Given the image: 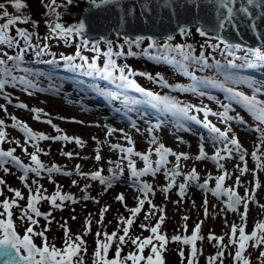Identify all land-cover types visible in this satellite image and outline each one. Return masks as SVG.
<instances>
[{
    "label": "snow or ice",
    "instance_id": "obj_1",
    "mask_svg": "<svg viewBox=\"0 0 264 264\" xmlns=\"http://www.w3.org/2000/svg\"><path fill=\"white\" fill-rule=\"evenodd\" d=\"M17 12L27 7L23 0H7ZM74 0H65V3H58V0H47L44 3L46 9L45 16H54V20L46 19L45 23L49 29L48 35L45 39L57 38L64 41V43H70L74 37H83L85 34L86 24L84 20H80L77 23L66 26L65 23L59 22L61 19V13L57 9L71 5ZM89 2L99 7L100 5H111L119 4L120 0H89ZM190 4H198V0H187ZM206 3L212 5L215 13V28L218 29L215 37H210L209 33L204 28H197V33L200 37H208L209 40L215 39V43H210L208 46L214 50H218L221 56H224L225 62L222 64L220 60H214L213 64L208 63V57L205 56L204 52H201L199 56L193 55L192 45L191 44H176L173 45L171 41L173 36L168 35L163 44H160L156 38L153 36H144L136 35L134 37L129 35L123 36V44L119 45L120 51H113V41L105 40L103 37L100 40H96L92 43V49L97 54V58H100L102 55L104 58L103 66L98 67L96 59H93L91 62L88 61V57L81 55V49L89 45L88 39H81L80 45L77 46V50L74 55H63L60 57L63 60L64 68L73 71L81 72L83 75L89 77H98L103 80L111 81L117 86L118 89H135L137 92L142 93V98L135 99L124 96L123 103L127 111H137L140 118H143L139 114L138 109L135 107L137 105H144L151 107L152 109L157 110L163 114H171L176 118V125L178 128H183L185 131L188 129L184 128L182 121H192L197 125H202L204 129L208 130V138L213 143L222 144L223 147H217L213 155H209L205 150V138L200 137L198 154L195 156L196 161L211 160L216 162V166L224 170L225 165L221 163L226 159L232 158L234 153L239 154V161L245 162L246 152L242 148L240 141L235 136H230L231 129L221 130L209 120V112L211 111L207 107L195 108L196 112H203V119H198L196 115L190 114L194 105L192 104H183L181 101L170 95H159L154 94L151 91H146L144 88L139 87L135 80L131 77L135 75H148L149 79L153 77L147 72H137L136 70L129 68L127 65H119L117 63L116 57H122L125 55L122 50L125 45L128 47L127 56L135 57L138 55L137 52L133 51V47L140 49L141 45L145 40L149 41L146 48L141 49L139 53L142 56L147 57L149 60L155 61H165L171 64H178L179 67L184 71V74L191 76L195 84L189 89H182L183 91H191L194 94L204 96L205 92L200 91L198 86L219 88L223 90L227 96L226 99L229 103L223 104L224 111L219 113H213L223 118L225 122L231 121L233 119L240 120L243 123V118L239 115L230 116L228 114L229 110L232 107V102L242 105L246 108L252 115L255 117L256 121L260 122V126L256 128V131L260 132L259 143L256 144V150L250 153L251 158L255 161V169L252 170L253 176H255L256 170L264 171V156L260 153L264 152V100H258L255 95L249 96L245 95L243 92L234 90L233 87H226L228 81L233 83H238V80H235L234 77L229 73V69L235 68H253L256 67L254 60H259L264 62V31H260V25L264 23V0H206ZM0 19H3L5 22L0 23V45H6L8 49H17L15 54L9 55L7 52L0 53V96H2L7 103H12V97L10 93L5 92L6 87L11 86L15 88L17 85L22 86L23 90L29 92L38 88V84L28 77L30 75H44V73H33L32 70L28 67H22L25 56L29 52L34 55V59L37 63H43L47 65H58V61L53 57L52 59L44 60L42 57L46 55H52L49 49V45L44 43L40 44L37 39L34 41L36 33L30 31L25 27H14L18 23H32L34 27L38 25L37 21H32L29 16L26 15H14L10 14L6 9V5L3 2H0ZM241 26L247 28L255 38L260 40V46L244 48L241 43H229L227 39L219 34L220 31L227 30L229 28L236 30V33L240 34ZM14 28L15 35H11L10 31ZM179 33L181 35H188L187 26H182L179 28ZM101 40L107 44V51L103 53L100 52V43ZM207 43V41H206ZM22 45V46H21ZM223 45V47H221ZM244 48L245 55L238 56L237 50ZM150 50H156L154 54ZM177 52L181 57V61H177L175 57L170 56L169 53ZM79 58L80 63L75 61ZM237 60L242 61V63H237ZM190 64H196L201 69L215 67L217 71L224 76V81H218L215 79H199L192 72L188 71V66ZM17 71L23 72L24 75H16ZM118 73V75H117ZM160 84L162 86H168L163 78H160ZM54 85L49 84V89H53ZM58 90V89H57ZM98 94L107 96L109 98L119 99L120 96L118 93L105 92L102 89H95ZM39 91H45V89L40 88ZM259 91V89H257ZM211 99L215 100L216 97L212 96ZM18 108H27L28 105L24 103H19L16 105ZM0 109L7 110L5 104H0ZM120 111V109H116ZM33 113H36V120H40V113L43 112V109L33 108ZM125 113V114H126ZM12 127L20 129L25 137L26 142L33 141H65L72 142L74 141L77 145L83 147L84 141L78 136H69L63 134L62 129H60L56 124L53 123L52 119H47L44 122L48 125H51L56 131V135H48L44 132L34 131L27 123L18 120L15 116L11 117ZM78 123H83L82 121H76ZM131 128L135 129L137 132L140 129L137 126L135 120L129 118ZM164 121L158 120L157 123L152 124L149 122V127L147 128L148 133H152L154 129L161 127V124ZM5 126V120L0 119V144H3L6 141L7 133L3 130ZM107 134L111 136L113 133L118 131L116 128L111 125H105ZM123 133L124 139L127 141L129 146L124 147L120 143L110 144L111 149H118L124 155L121 157V160L127 161V169L130 172L132 183L137 186V190L142 195L136 198V206L128 208L130 215L125 218L123 216L119 217V220L124 225L122 228V235H118L117 231H113L111 234L103 233V240L96 239V247L93 252V264H166L164 258V251L168 243V238L161 233V226L164 224L166 216L164 215V207L155 206L151 199H148L150 194L153 193V185L141 181V177H144L148 174L153 176L156 173L164 170V174L168 179V183L164 186L161 191L165 194L169 193L174 187L178 188V196L182 200L188 190L189 185L199 179L198 173L195 168H192L187 175L183 177V181L177 183L176 178L181 175L180 172V162L181 160H188L189 156L186 153L180 152L177 153L172 150L170 147H166L164 143H161L157 140L156 136H151L149 143L153 146L155 156L158 157L153 161L151 159L152 149H148L147 152L136 151L133 144V138L124 129H119ZM95 139V138H94ZM17 144L20 141H16ZM99 144L100 141H97ZM183 143V141H181ZM35 151L28 153L30 156L31 163H23L21 159L14 155L16 149L10 148L4 150L0 148V169H3L4 173H9L10 169L6 165L13 164L16 165L22 172L19 175V180L24 182L23 187L27 189L29 195L26 200V207L21 208V212L17 219L21 222H27L25 231L21 236L17 231V225L14 223V209L21 207L18 203L20 200H24L25 197L22 194L20 189H15L8 187V191L12 192L14 195L11 199L4 198L0 202V264H85L84 257L82 255L87 249L85 247V240L83 236H86L91 231V220L85 222V231L83 235L72 236L69 228L66 224H62L61 228L64 232L63 246L57 247L54 244L49 243L46 236L47 229L43 231L34 230V225L38 223L37 219L34 217H44L46 220L51 216V212H41L37 205L41 201L49 202L54 208L60 209L63 206V202L72 201L75 203L74 197L69 193H62L60 186L57 184L55 191L50 195H43L45 189L37 179L31 180V185H36L33 189L29 185V174H34L35 177H41L42 173H47L49 180L52 179L53 173H60L62 171L61 167L56 164L47 166L41 162L39 153L44 151L39 147L38 143H33ZM24 151L27 153V147L24 148ZM222 153H227V155H222ZM47 154V153H45ZM62 155L66 157H73V152H62ZM175 157V164L171 168H166L168 164L169 156ZM133 157H139L143 161V167H137V161ZM102 156L100 155L99 148L96 149L95 160L100 161ZM113 163L115 168H109L108 171L112 173L111 176L102 175L100 170L93 171L91 173L80 172V165L76 166V171L80 172L83 176H90L93 181L98 180L101 185L105 186V191L111 189L113 186V181L119 178V174L124 171L121 167L120 161H109ZM237 169L240 176L235 177V185H240L241 176L249 172L250 169L247 166V163H244L243 167L237 166ZM64 176H71L72 173L69 171L63 172ZM228 173L222 171V174L216 175L214 177L215 187L209 189L208 183L209 179H213L211 175L207 179H204L203 183L198 184L200 189L210 191L213 196L221 197L224 196L227 199L223 202L225 204L226 211L236 212L237 207L243 204V212L241 215V224H232L231 225V236L229 237V244L236 245L234 256L232 257L236 264H250V260L245 256V251L249 247V242L251 246L256 248H261L264 246V220L256 222L254 224L253 230L250 234L246 233L243 222L247 219L249 215V203L248 200H256V189L261 187L259 181H256L255 187L251 190L245 189V195L242 197L235 190L234 187H225L224 181ZM55 183V182H54ZM73 185L77 184L76 180H72ZM6 185V181L0 178V186ZM86 187H89L86 185ZM3 195V190L0 189V196ZM103 195V192L101 193ZM85 201L93 199L89 195L85 194L82 197ZM115 200L123 203L125 201V194H117ZM57 201H60L58 203ZM179 201H177L178 203ZM145 203L152 205V209L149 210V213L144 216L145 220H148L153 214V210L161 213L154 226H149L144 223H141L139 227L141 229L149 228L151 235L147 237L136 236L134 238L129 237V232L131 226L134 224L136 217L142 212V209L145 206ZM264 208V205H261ZM108 211L107 207H104L100 210V218L103 220L104 214ZM204 212L207 215V200L204 201ZM76 217H72L75 219ZM183 219L187 220L188 217ZM202 221L196 223L193 228L191 235H173L171 237L172 241L180 242L183 245L190 246V253L185 257V252L183 249L179 250V256L183 260H187V264H196L197 257L200 250L196 246L198 240H202V237L199 233L202 226ZM187 228V225H185ZM237 232L239 233L237 237ZM96 237H100L102 233L97 232ZM34 237L42 238V244L38 246L34 242ZM210 241H216L218 251L207 258V264H216L217 261L220 264H223L222 257L225 255L224 248L225 245L222 244L224 240L223 236H214L209 234L207 237ZM130 239L132 245L135 246V251H130L126 255H122V249L126 240ZM114 245V255L109 258L110 248ZM150 249V252L147 256L144 255L145 249ZM261 264H264V250L260 251Z\"/></svg>",
    "mask_w": 264,
    "mask_h": 264
},
{
    "label": "rangeland",
    "instance_id": "obj_2",
    "mask_svg": "<svg viewBox=\"0 0 264 264\" xmlns=\"http://www.w3.org/2000/svg\"><path fill=\"white\" fill-rule=\"evenodd\" d=\"M47 0H26L24 2L28 5V9L33 14L35 19L41 21L43 19L42 13L44 9V3ZM51 20V19H50ZM42 26H45L43 21ZM46 27V26H45ZM29 92L21 91L20 89L13 88L12 91L7 92L11 94L12 103L9 104L7 101L0 96V104H5L6 111L0 109V119L5 120V126L3 130L7 133L6 141L3 144L4 150L10 148H15V155L18 156L23 163H31L30 156L28 153L35 151L33 143H38L39 147L44 151L40 152L38 155L41 162L47 166L56 164L61 167L62 171L60 173H53L52 179L49 180L47 173H42L41 177L37 178L34 174H29V185L36 187V185H31V180L37 179L39 185L43 187V195H50L55 191L56 185L60 186L62 193L71 194L75 203L72 201L63 202V206L60 209L54 208L49 202L43 201L38 204V208L41 212H51V216L48 220L44 217H34L37 219L38 223L34 225V230L43 231L47 229L46 236L51 244L57 247L63 246L64 232L61 228L62 224H66L69 228L72 236L83 235L85 231V222L91 220V231L88 235L83 236L85 240L86 251L82 253L84 257L85 264H93V252L96 247L95 240H103V233L110 234L112 230L116 228L122 230L123 224L119 220V217L123 216L127 218L130 213L128 208L136 206V198L142 194L138 192L137 186L132 183V178L130 172L127 169V161L121 160L124 155L118 149L114 150L110 148V144L120 143L122 146L127 147V141L124 139L123 133L119 129H124L133 138V144L136 151L147 152L148 149H152L151 159L155 161L158 157L155 156L154 148L155 146L149 143L151 136H156L157 140L164 143L166 147L172 148L173 151L180 153H186L189 156L188 160H181L180 162V172L181 175L176 178L177 183L183 181V177L187 173L195 168L199 179L192 182L187 190L185 197L181 200L178 196V188L174 187L165 194L161 189L167 185L168 179L164 174L162 169L160 172L156 173L155 176L148 174L140 179L143 181L150 182L153 185V193L150 194L148 199L153 201V204L159 207H164L166 216L164 224L161 226V233L168 238V243L166 245L165 251L169 250L168 254L164 256L166 264H182V259L179 256V250L183 249L185 252V257L190 253V246L183 245L180 242L172 241L171 237L173 235H191L193 228L196 223L203 222L200 230V235L204 237L202 240L196 242L197 248L200 250L197 257L196 264H207V258L214 255L219 249L217 247L216 241H210L207 237L209 234L214 236H223L224 240L222 244L226 247L224 248L225 255L221 258L223 264H236L233 260L236 245L229 244V237L231 236V225H240L241 213L243 212V204L239 206L236 212L222 210L225 209V204L223 203L227 198L224 196L215 197L210 191L200 189L198 184L203 183L204 179H207L209 175L213 179H209L208 188L215 187L214 177L216 175L222 174V171H226L228 176L224 181L225 187H234L235 190L242 197L245 195V189H253L255 187L256 181H259L261 187L256 189V200H248L249 203V215L247 219L243 222L246 233L250 234L253 230L254 224L261 220H264V171L256 170L255 176L252 174V170L255 169V161L252 160L250 153L256 150V144L259 143L260 132L256 131L254 126H249L244 122L238 120H231L225 122V120L218 115L210 114L209 120L215 124L221 130L231 129L230 136H235L241 143L242 148L246 152L245 162L247 163L249 172L244 173L241 176L240 185H235V177L240 176L237 166L243 167L245 162L239 161V154L234 153L232 158L221 161L224 163V170L219 169L216 166L215 161L204 160L196 161L195 156L198 154V146L200 137L205 138V150L209 155L215 153L217 147H223L222 144L213 143L208 135L200 130L195 122L183 121L184 128L188 129L185 131L183 128H178L174 124L173 118L170 114H163L158 112L151 107H148L145 112H139L143 118H140L137 111H116L117 107L111 105L109 107L99 104L101 107H87L83 106L79 100L70 101V99L53 96L48 93L38 92L36 90ZM21 93V98L17 97V94ZM24 103L28 105L27 108H18L17 104ZM33 108L43 109L40 113V120H36V113L32 112ZM130 114L131 119L135 120L138 128L137 132L135 129L131 128L129 119L125 118L123 114ZM239 116H243L242 112L238 111ZM15 116L18 120L27 123L34 131L44 132L48 135H56L55 129L48 125L44 121L47 119H52L53 123L56 124L60 129H62L63 134L69 136H78L84 141L83 147L77 145L74 141H28L26 142V137L18 128H13L11 117ZM199 119V118H198ZM164 121L161 127L154 129L152 133L147 132L149 127V122L152 124L157 123V121ZM76 121H82L83 123H78ZM105 125H111L118 131L113 133L111 136L107 134ZM95 138V139H94ZM16 141H20L19 144ZM97 141H100L98 144ZM183 141V143H181ZM27 147V153L24 148ZM99 148L100 155L102 159L100 161L95 160L96 149ZM73 152V157L69 158L62 155V152ZM47 153V154H45ZM264 156V152L260 153ZM222 155H227V153H222ZM137 161V167H143V161L139 157H133ZM109 161H120L121 167L124 169L122 173L119 174V178L113 181V186L111 189L105 191V186L101 185L98 180L93 181L90 176H83L80 172L91 173L96 170H100L102 175L111 176L112 173L108 171L109 168H115L113 163ZM175 164V157H168V164L166 168H171ZM80 165V172L76 171V166ZM9 167V173H4L3 169H0V178L6 181V185L0 186L3 190V195L0 196V202L4 198L11 199L13 193L8 191V187L15 189H20L25 199L18 201L21 207L15 208L14 211V223L17 225V230L23 235L27 222H21L16 217L19 216L22 207H26L27 196L29 195L26 188L23 187L22 181L19 180V175L22 174L21 170L13 164L6 165ZM69 171L72 175L64 176L63 172ZM72 180H76L77 184L73 185ZM55 182V183H54ZM89 186V187H86ZM103 192V195L101 193ZM125 194V201L123 203L115 200L117 194ZM89 195L93 199L85 201L82 197L83 195ZM207 200V215L204 212V201ZM177 201H179L177 203ZM60 203V201H57ZM104 207L108 208V211L104 214L103 220L100 218V210ZM152 209V205L145 203L142 212L136 217L134 224L131 226L129 237L134 238L136 236L147 237L151 235L149 228L141 229L139 225L144 223L149 226H154L158 216L161 214L158 211L153 210V214L148 220L144 219V216L149 213ZM76 217L72 219V217ZM188 217L187 220L183 219ZM187 225V228H185ZM100 232L102 235L96 237V233ZM148 233V234H147ZM147 234V235H146ZM237 237L239 233L237 232ZM35 241L41 245L42 238L35 237ZM114 245L110 248L109 258L114 255ZM136 248L131 244L130 239L126 240L123 246L122 252L128 253L130 251H135ZM264 250V246L261 248H256L251 246L249 242V247L245 251V256L249 258L250 261H254L253 264H260L261 261L260 251ZM150 249H145L144 255L147 256ZM183 264H187V260H183ZM216 264H220L219 261Z\"/></svg>",
    "mask_w": 264,
    "mask_h": 264
},
{
    "label": "trees",
    "instance_id": "obj_3",
    "mask_svg": "<svg viewBox=\"0 0 264 264\" xmlns=\"http://www.w3.org/2000/svg\"><path fill=\"white\" fill-rule=\"evenodd\" d=\"M0 2L5 3L6 9L10 14L14 15H26L29 16L32 21H37L38 25L36 27L33 26L32 23H18L14 27H25L30 31H34L36 36L34 37V41L38 39L40 44L43 45L47 43L49 45V49L52 55H46L42 57V59H52L53 57L58 61V65H47L43 63H37L32 56H34L31 52L26 54L25 61L22 67H28L32 70L33 73H44V75H30L28 78L32 79L34 82L38 84V88H43L45 91L53 93L55 95H69V96H80L82 101L85 103H90L89 100L97 101L101 99L102 101L110 102L117 104L118 106H124L123 99L124 96H128L129 98L139 99V96L133 92L131 89H118L115 84L111 81L103 80L98 77H89L83 75L81 72H73L66 68H64V61L60 59L63 55H74L77 46L80 45L81 39L74 37L70 43H64L63 40L57 38L45 39V37L49 33V29L45 23L46 19L49 20L48 17L43 16V21L45 26H42V22L35 19L33 14L27 7L17 12L10 4H8L7 0H0ZM24 2V0H23ZM44 15V14H43ZM5 22L3 19H0V23ZM11 35H15L14 28L10 31ZM211 37V36H210ZM113 43V51H120L119 45L123 44L122 38H114L112 40ZM207 41V43H206ZM164 41L159 42L163 44ZM215 39L209 40L208 37H200L195 29L191 30L188 35H180L177 38L173 39L171 43L173 45L176 44H191L193 55L199 56L201 52H204L205 56L208 57V63L213 64L214 60H220L223 64L225 62V57L221 56L218 50H214L208 45L210 43H215ZM92 43L90 42L87 47H83L81 49V55L88 57V61L91 62L93 59H96L98 67L103 66L104 58L101 55L100 58H97V54L92 49ZM149 41L145 40L141 45L140 49L133 47V51L137 52L138 55L135 57L127 56L128 47L124 46L122 49L125 53L122 57H116L117 63L119 65H127L129 68H132L139 72H147L153 78L149 79L148 75H135L131 78L135 80L140 87L144 88L146 91H151L154 94L159 95H170L181 101L183 104H192L194 105V109L191 113L196 112L195 108L207 107L209 109L216 110L218 106H216L217 102H225L229 103L226 99L227 94L219 89V88H211V87H203L198 86L200 91L205 92L204 96H200L198 94H194L191 91H183L182 89H189L193 84L196 83L192 79L191 76H187L184 74V71L179 67L178 64H171L165 61H155L149 60L147 57L140 55L141 49L146 48ZM22 46V45H21ZM100 52L103 53L107 51V44L104 42L100 43ZM223 47V45H221ZM17 49H8L6 45H0V53L7 52L9 55L15 54ZM154 54L156 50H150ZM170 56L175 57L177 61H181L182 57L177 52L169 53ZM237 55L242 56L245 55L244 49L237 50ZM76 63H80L79 58L75 61ZM237 63H242V61L237 60ZM256 67L253 68H235L229 69V73L234 77L235 80H238V83H233L232 81H228L226 83V87H233L234 90L243 92L245 95H255L258 100H264V62L259 60H254ZM188 71L192 72L197 78L203 79H215L223 82L224 76L219 73L215 67H209L201 69L196 64H190L188 66ZM16 75H24L23 72L17 71ZM118 75V73H117ZM160 78H163L168 86H162L160 84ZM49 84L54 85L53 89H49ZM88 84L94 85V88L102 89L105 92H113L118 93L120 98H109L107 96H103L98 94L95 90L92 93V90ZM8 86L7 88H9ZM58 89V90H57ZM259 89V91H257ZM98 94V95H97ZM87 96V98L85 97ZM212 96H215L216 99H211ZM96 99V100H95ZM232 109H235L236 112L240 111L245 116H250L253 119L251 113L244 108L242 105H239L232 102ZM200 113V112H199ZM246 113V114H245ZM120 235V233L118 234ZM114 242V241H113ZM169 250L164 251V255L168 254ZM126 255V254H123ZM260 258V256H259ZM254 261H250V264H253ZM261 264V261L259 262Z\"/></svg>",
    "mask_w": 264,
    "mask_h": 264
},
{
    "label": "water",
    "instance_id": "obj_4",
    "mask_svg": "<svg viewBox=\"0 0 264 264\" xmlns=\"http://www.w3.org/2000/svg\"><path fill=\"white\" fill-rule=\"evenodd\" d=\"M58 3H65V0ZM99 3V0H97ZM61 13L59 22L66 26L84 20L86 24L83 39L89 41L111 40L124 35L153 36L156 40H166L168 35L175 37L179 28H204L210 36L215 37V13L206 0L190 4L187 0H120L119 4L100 5L96 7L89 0H74L71 5L57 9ZM264 31V23L260 25ZM219 34L229 43H241L244 48L260 46V40L245 27L240 34L231 28ZM238 208V207H237Z\"/></svg>",
    "mask_w": 264,
    "mask_h": 264
}]
</instances>
